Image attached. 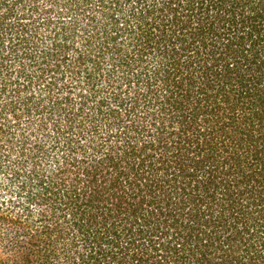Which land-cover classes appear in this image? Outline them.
<instances>
[{
  "label": "trees",
  "instance_id": "1",
  "mask_svg": "<svg viewBox=\"0 0 264 264\" xmlns=\"http://www.w3.org/2000/svg\"><path fill=\"white\" fill-rule=\"evenodd\" d=\"M0 264H264V0H0Z\"/></svg>",
  "mask_w": 264,
  "mask_h": 264
}]
</instances>
